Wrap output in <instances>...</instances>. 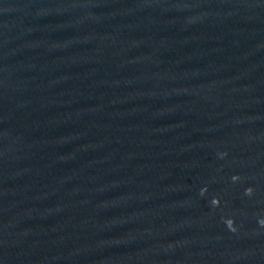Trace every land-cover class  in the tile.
I'll return each mask as SVG.
<instances>
[{
  "label": "water",
  "instance_id": "1",
  "mask_svg": "<svg viewBox=\"0 0 264 264\" xmlns=\"http://www.w3.org/2000/svg\"><path fill=\"white\" fill-rule=\"evenodd\" d=\"M0 264H264V0H0Z\"/></svg>",
  "mask_w": 264,
  "mask_h": 264
},
{
  "label": "clouds",
  "instance_id": "2",
  "mask_svg": "<svg viewBox=\"0 0 264 264\" xmlns=\"http://www.w3.org/2000/svg\"><path fill=\"white\" fill-rule=\"evenodd\" d=\"M248 191H249V192H251V191H252V189L250 188V189H248ZM230 223H231V222H230Z\"/></svg>",
  "mask_w": 264,
  "mask_h": 264
}]
</instances>
